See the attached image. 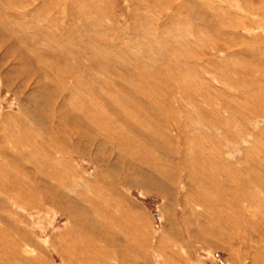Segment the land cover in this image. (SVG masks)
<instances>
[{"label": "rangeland", "instance_id": "rangeland-1", "mask_svg": "<svg viewBox=\"0 0 264 264\" xmlns=\"http://www.w3.org/2000/svg\"><path fill=\"white\" fill-rule=\"evenodd\" d=\"M263 7L264 0H0V158H5L0 159V253L6 251L0 263L89 264L95 256L102 262L91 264H108L105 249L112 257L118 250L119 264H264L262 235L245 232L246 239L239 241L225 231L231 243L224 247L216 239L220 232H213L221 227L219 215L241 221L249 212L247 186L259 193L264 207V69L258 45L264 36L257 29H263L264 15H256ZM34 186L42 193H33ZM97 212L104 213L106 224ZM254 212L255 222L264 226V214Z\"/></svg>", "mask_w": 264, "mask_h": 264}, {"label": "bare ground", "instance_id": "bare-ground-1", "mask_svg": "<svg viewBox=\"0 0 264 264\" xmlns=\"http://www.w3.org/2000/svg\"><path fill=\"white\" fill-rule=\"evenodd\" d=\"M48 1V0H47ZM216 1V0H215ZM71 2V1H70ZM213 2V1H212ZM50 3V2H49ZM47 4V3H46ZM52 5V4H51ZM229 5V4H228ZM207 6V5H206ZM205 6V7H206ZM21 7V6H20ZM251 9V8H250ZM2 11V10H1ZM4 11V10H3ZM207 11V10H206ZM251 11H253L252 9H251ZM256 11V10H255ZM260 11V12H259ZM10 12V11H9ZM257 12H258V14H257ZM9 14V13H8ZM11 14V13H10ZM229 14H230V12H229ZM264 15V7L262 8V9H259V10H257L256 11V15L258 16V15ZM231 15V14H230ZM5 16H7V15H5ZM247 16V15H246ZM246 16H245V18H246ZM251 17H252V15H250ZM24 17V16H23ZM233 17V16H232ZM241 17V16H240ZM250 17V18H251ZM20 18V17H19ZM22 18V17H21ZM20 18V19H21ZM264 18V17H263ZM15 19V18H14ZM219 19H220V17H219ZM24 20V19H23ZM251 20V19H250ZM254 20V19H253ZM257 21V20H256ZM242 22H244L243 20H242ZM241 22V23H242ZM260 22V21H259ZM262 22V21H261ZM13 23V22H12ZM254 23V22H253ZM19 24V23H18ZM217 24V23H216ZM245 24V23H244ZM255 24H256V22H255ZM10 25L11 24H9V27H10ZM263 26V29H262V27H261V25L257 28V29H259V36H261V37H263L264 36V25H262ZM8 27V26H7ZM8 27V28H9ZM21 27V26H20ZM244 28V27H243ZM235 29V28H234ZM5 30V29H4ZM10 30V29H9ZM215 30V29H214ZM237 30V29H236ZM253 30H255V29H253ZM249 31V30H248ZM256 31V30H255ZM23 32H25V31H23ZM237 32V31H236ZM238 33V35H239V32H237ZM262 33H263V35H262ZM216 34V33H215ZM222 34V33H221ZM233 34H235V33H233ZM6 35V34H5ZM237 35V36H238ZM232 36H234V35H232ZM246 37V36H245ZM217 38H219L218 36H217ZM222 38V37H221ZM234 38V37H233ZM258 38V37H257ZM257 40V39H256ZM260 41V40H259ZM264 40L263 39H261V44H258L259 46H260V52H261V55H259L260 56V58H259V60H260V66L264 69V58H263V55L262 54H264V42H263ZM6 43V42H5ZM206 43V42H205ZM251 43V42H250ZM234 45V44H233ZM7 46V45H6ZM226 46V45H225ZM230 46V45H229ZM247 46V45H246ZM14 47V46H13ZM19 47V46H18ZM231 47V46H230ZM0 48H1V44H0ZM11 48V47H10ZM25 48V47H24ZM28 48V47H27ZM250 48V47H249ZM255 48V47H254ZM14 49V48H13ZM252 49V48H251ZM256 49V48H255ZM254 49H252V51H253ZM9 51V50H8ZM251 51V50H250ZM258 51V50H257ZM10 52V51H9ZM12 52H13V50H12ZM246 52V51H245ZM255 53H257V52H255ZM11 54V53H10ZM13 54H14V52H13ZM212 54V53H211ZM29 55H30V53H29ZM4 56H5V54H4ZM27 56V55H26ZM32 56H33V54H32ZM247 56V55H246ZM251 55H249V57H250ZM255 56V55H254ZM256 57V56H255ZM262 57V58H261ZM5 58V57H4ZM8 58V57H7ZM6 58V59H7ZM18 58V57H17ZM24 58H25V56H24ZM217 58V57H216ZM233 58V57H232ZM23 60V59H22ZM29 60V59H28ZM252 61V60H251ZM262 61V62H261ZM25 63H27V62H25ZM255 64V63H254ZM72 65V64H71ZM205 65V64H204ZM245 66V65H244ZM31 67V66H30ZM59 67H61V66H59ZM76 67H77V65H76ZM75 67V68H76ZM84 68H85V66H84ZM248 68H249V66H248ZM255 68V67H254ZM259 68V67H258ZM234 69V68H233ZM244 69V68H243ZM252 69V68H251ZM261 69V68H260ZM259 69V70H260ZM76 70V69H75ZM77 70H78V68H77ZM236 70V69H235ZM244 71V70H243ZM16 72V71H15ZM85 73H86V71H84ZM87 72H90V71H87ZM233 72H234V70H233ZM248 72V71H247ZM263 72V71H262ZM20 73V72H19ZM35 73V72H34ZM252 73V72H251ZM254 73V72H253ZM264 73V72H263ZM63 74V73H62ZM69 74V73H68ZM246 74V73H245ZM236 75V74H235ZM238 75H239V72H238ZM251 75V74H250ZM254 75V74H253ZM178 76V75H177ZM237 76V75H236ZM248 76V75H247ZM264 76V75H263ZM262 76V77H263ZM68 77V76H67ZM244 77V76H243ZM242 77V78H243ZM32 78V77H31ZM70 78V77H69ZM74 78V77H73ZM231 78H233V77H231ZM245 78H247L248 79V77H245ZM250 78V77H249ZM260 78V77H259ZM65 79V78H64ZM241 79V78H240ZM255 79V78H254ZM31 80V79H30ZM243 80V79H242ZM261 80V79H260ZM83 81V80H82ZM183 81V80H182ZM231 81V80H230ZM229 81V82H230ZM238 81H239V79H238ZM255 81H257V80H255ZM77 82H79L78 80H77ZM100 82V81H99ZM258 82V81H257ZM52 83V82H51ZM54 83V82H53ZM81 83V82H80ZM261 83V82H260ZM260 83H258V84H260ZM60 84V83H59ZM77 84V83H76ZM75 84V85H76ZM226 84V83H225ZM244 84V83H243ZM1 85V84H0ZM54 85V84H53ZM70 85V84H69ZM68 85V86H69ZM78 85V84H77ZM87 85V84H86ZM223 85V84H222ZM66 86V85H65ZM82 86V85H81ZM85 86V85H84ZM102 86V85H101ZM100 86V87H101ZM108 86V85H107ZM185 86V85H184ZM233 86V85H232ZM104 87V86H103ZM249 87V86H248ZM247 87V88H248ZM260 87V86H259ZM63 88V87H62ZM66 88H67V86H66ZM76 88H77V86H76ZM84 88V87H83ZM236 88V87H235ZM88 89V88H87ZM98 89H99V87H98ZM106 88H103V92H104V90H105ZM184 89V88H183ZM227 89V88H226ZM237 89V88H236ZM242 89V91H243V88H241ZM48 90V89H47ZM76 90V89H75ZM79 91H80V88L78 89ZM93 90V89H92ZM106 90H108V89H106ZM105 90V91H106ZM134 90V89H133ZM253 90V89H252ZM252 90H249V91H252ZM50 91V90H49ZM96 91H98V90H96ZM95 91V92H96ZM100 91V90H99ZM109 91V90H108ZM115 91V90H114ZM186 91H188V90H186ZM198 91V90H197ZM237 91V90H236ZM238 91H240V90H238ZM245 91V90H244ZM45 92V91H44ZM72 92H74V91H72ZM84 93H86V92H84ZM106 93H108V92H106ZM111 93V92H110ZM110 93H109V95H110ZM115 93H117V92H115ZM118 94V93H117ZM136 94V93H135ZM43 95H45V94H43ZM81 95V94H80ZM94 95H95V93H94ZM125 95V94H124ZM132 95V94H131ZM100 96V95H99ZM102 96V95H101ZM105 96V95H104ZM106 96H107V94H106ZM105 96V97H106ZM111 96V95H110ZM125 96H127V95H125ZM133 96V95H132ZM136 96H137V94H136ZM232 96V95H231ZM216 97V96H215ZM245 97V96H244ZM53 98H55V97H53ZM71 98V97H70ZM73 98V97H72ZM80 98H82V97H80ZM84 98V97H83ZM108 98V97H107ZM111 98V97H110ZM119 98H123L122 96L120 97V95H119ZM118 98V99H119ZM205 98V97H204ZM235 98V97H234ZM19 99V98H18ZM50 99V98H49ZM58 99V98H57ZM98 99V98H97ZM102 99V98H101ZM100 99V100H101ZM113 99V98H112ZM112 99H111V101H112ZM116 99V98H115ZM126 99V98H125ZM215 99V98H214ZM237 99V98H236ZM17 100V99H16ZM21 100V99H20ZM48 100V99H47ZM59 100V99H58ZM57 100V101H58ZM70 100H72V99H70ZM75 100V99H74ZM82 100H84V99H82ZM106 100V99H105ZM108 100H110V99H108ZM123 100V99H122ZM208 100V99H207ZM250 100H252V99H250ZM65 101H66V99H65ZM90 101V100H89ZM103 101V100H102ZM114 101V100H113ZM119 101V100H118ZM123 101H125V100H123ZM215 101V100H214ZM248 101H249V99H248ZM46 102H48V101H46ZM75 102L77 103V101L75 100ZM80 102V101H79ZM84 102V101H83ZM92 102V101H91ZM126 102V101H125ZM128 102V101H127ZM134 102V101H133ZM212 102V101H211ZM210 102V103H211ZM244 102H245V100H244ZM252 102V101H251ZM28 103V102H27ZM64 103V102H63ZM67 103V102H66ZM85 104H87V102L85 101L84 102ZM83 103V104H84ZM95 103V102H94ZM102 103V102H101ZM117 103V102H116ZM124 103V102H123ZM122 103V104H123ZM131 103V102H130ZM129 103V104H130ZM249 103V102H248ZM35 104V103H34ZM53 104V103H52ZM103 104V103H102ZM108 104H109V102H108ZM118 104V103H117ZM116 104V105H117ZM121 104V103H120ZM119 105L120 107L121 106H124V104L123 105ZM132 104V103H131ZM135 104V103H134ZM223 104V103H222ZM227 104V103H226ZM241 104V103H240ZM247 104V103H246ZM252 104V103H251ZM38 105V104H37ZM80 105H82V103L81 104H79V106ZM98 106L100 105V104H97ZM110 105V104H109ZM125 105H128V104H125ZM53 106V105H52ZM68 106V105H67ZM85 106H87V105H85ZM85 106H83V108H81V109H84V107ZM91 106V105H90ZM218 106V105H217ZM230 106V105H229ZM232 106H234V105H232ZM26 107V106H25ZM70 107V106H69ZM110 106H108V108H109ZM126 107H128L129 108V106H125V108H122L123 110H125L126 109ZM220 107V106H219ZM231 107V106H230ZM27 108V107H26ZM52 108V107H51ZM55 108V107H54ZM91 108V107H90ZM99 108H100V106H99ZM103 108V107H102ZM117 108V107H116ZM115 108V109H116ZM132 108V107H131ZM135 108H136V105H135ZM190 108V107H189ZM202 108V107H201ZM221 108H223V107H221ZM226 108H228V107H226ZM233 108V107H232ZM29 109V108H28ZM35 109V108H34ZM79 109V108H78ZM121 109V110H122ZM238 109H240V108H238ZM64 110V109H63ZM87 110H90L89 108L87 109ZM97 110V109H96ZM110 110V109H109ZM135 110V109H134ZM164 110V109H163ZM199 110V109H198ZM204 110V109H203ZM220 110V109H219ZM226 110V109H225ZM229 110V109H228ZM231 110V109H230ZM19 111V110H18ZM37 111V110H36ZM53 111V110H52ZM56 111V110H55ZM55 111H54V113H55ZM72 111V110H71ZM147 111H149V110H147ZM154 111V110H153ZM157 111V110H156ZM224 111V110H223ZM234 111V110H233ZM66 112V111H65ZM81 112H83V110L81 111ZM90 112V111H89ZM93 112V111H92ZM114 112H115V110H114ZM126 112V111H125ZM144 112V111H143ZM170 112H171V110H170ZM176 112V111H175ZM219 112V111H218ZM238 112V111H237ZM3 113V112H2ZM18 113H20V111L18 112ZM22 113H23V111H22ZM33 113V112H32ZM87 113V112H86ZM85 113V114H86ZM116 113V112H115ZM139 113V112H138ZM207 113V112H206ZM210 113V112H209ZM228 113H230L229 111H228ZM232 113V112H231ZM234 113V112H233ZM21 114V113H20ZM19 114V115H20ZM38 114V113H37ZM37 114H36V116H37ZM72 114V113H71ZM82 114V113H81ZM158 114V113H157ZM199 114V113H198ZM197 114V115H198ZM202 114V113H201ZM3 115V114H2ZM15 114H13V116H14ZM24 115V114H23ZM26 115V114H25ZM27 115H28V113H27ZM40 115V114H39ZM74 115H75V113H74ZM94 115V114H93ZM100 115V114H99ZM125 115V114H124ZM216 115V114H215ZM220 115V114H219ZM231 115V114H230ZM235 115H237V114H235ZM11 117H12V115H10ZM121 116H123V115H121ZM131 116V115H130ZM148 116V115H147ZM163 116V115H162ZM195 116V115H194ZM224 116V115H223ZM234 116V115H233ZM232 116V117H233ZM15 117V116H14ZM51 117H52V115H51ZM54 117V116H53ZM80 117V116H79ZM84 117V116H83ZM87 117V116H86ZM127 117V116H126ZM129 117V116H128ZM144 117V116H143ZM150 117V116H149ZM171 117V116H170ZM203 117V116H202ZM224 117H226V116H224ZM16 118V117H15ZM21 118V117H20ZM30 118V117H29ZM36 118V117H35ZM43 119H44V117H42ZM41 117H40V119H42ZM46 118V117H45ZM78 118V117H77ZM82 118V117H81ZM89 118H91V116L89 117ZM93 118V117H92ZM91 118V119H92ZM98 118V117H97ZM101 118H102V116H101ZM130 118V117H129ZM128 118V119H129ZM145 118H147V117H145ZM214 118V117H213ZM217 118V117H216ZM228 118L230 119V117L228 116ZM11 119H14V118H11ZM42 119V120H43ZM57 119V118H56ZM70 119V118H69ZM114 119H116V118H114ZM136 119V118H135ZM167 119V118H166ZM173 119V118H172ZM171 119V120H172ZM207 119V118H206ZM20 121H22L21 119H19ZM41 120V121H42ZM63 120V119H62ZM87 120H88V117H87ZM92 120H94V119H92ZM122 120V119H121ZM169 120V119H168ZM219 120V119H218ZM239 120V119H238ZM260 120V119H259ZM36 121V120H35ZM40 121V122H41ZM47 121V120H46ZM73 121H75V120H73ZM82 121H84L83 120V118H82ZM81 121V122H82ZM90 121V120H89ZM105 121V120H104ZM139 121V120H138ZM215 121V120H214ZM229 121V120H228ZM36 122H38V121H36ZM39 122V123H40ZM65 122V121H64ZM71 122V121H70ZM93 122V121H92ZM118 122V121H117ZM158 122V121H157ZM169 122V121H168ZM171 122V121H170ZM201 122V121H200ZM211 122V121H210ZM1 123V122H0ZM7 123V122H6ZM75 123V122H74ZM73 123V124H74ZM79 123V122H78ZM94 123V122H93ZM98 123V122H97ZM112 123H113V121H112ZM172 123H173V121H172ZM185 123V122H184ZM190 123H191V120H190ZM215 123V122H214ZM12 124V123H11ZM27 125H28V123H26ZM36 124V123H35ZM71 125H72V123H70ZM77 124V123H76ZM82 124V123H81ZM84 124V123H83ZM91 124V123H90ZM104 125H105V123H103ZM117 124V123H116ZM130 124H132V123H130ZM134 124V123H133ZM145 124V123H144ZM192 124V123H191ZM198 124V123H197ZM201 124V123H200ZM203 124V123H202ZM213 124V123H212ZM220 124V123H219ZM255 124V123H254ZM20 125V124H19ZM32 125H34V124H32ZM42 125H43V123H42ZM95 125V124H94ZM118 125V124H117ZM135 125V124H134ZM179 125V124H178ZM211 125V124H210ZM221 125V124H220ZM257 125V124H256ZM23 126V125H22ZM51 126V125H50ZM53 126V125H52ZM79 126V125H78ZM93 126V125H92ZM116 126V125H115ZM121 125H119L118 127H120ZM137 126V125H136ZM147 126V125H146ZM185 126V125H184ZM184 126H182V127H184ZM195 126V125H194ZM200 126V125H199ZM227 126V125H226ZM229 126V125H228ZM252 126H254V125H252ZM258 126V125H257ZM3 127V126H2ZM11 127V126H10ZM28 127V126H27ZM31 127V126H30ZM33 127V126H32ZM36 127H37V125H36ZM44 127H46V126H44ZM61 127H63V126H61ZM82 127V126H81ZM111 127V126H110ZM139 127V126H138ZM167 127H168V125H167ZM176 127V126H175ZM191 127V126H190ZM196 127H197V125H196ZM223 127V126H222ZM256 127V126H255ZM18 128V127H17ZM39 128V127H38ZM84 128V127H83ZM92 128V127H91ZM112 128V127H111ZM117 128V127H116ZM141 128V127H140ZM186 128V127H185ZM193 128V127H192ZM259 128V127H258ZM13 129H14V127H13ZM16 129V128H15ZM22 129V128H21ZM25 129V128H24ZM23 129V130H24ZM59 129V128H58ZM64 129V128H63ZM65 129H67V127H65ZM80 129V128H79ZM89 129V128H88ZM106 129V128H105ZM114 129V128H113ZM118 129V128H117ZM136 129V128H135ZM150 129V128H149ZM168 129V128H167ZM171 129V128H170ZM187 129V128H186ZM203 129V128H202ZM211 129V128H210ZM209 129V130H210ZM221 129V128H220ZM234 129H235V127H234ZM11 130H12V128H11ZM10 130V131H11ZM25 130H27L28 131V129H25ZM34 130V129H33ZM39 130H41V129H39ZM48 130V129H47ZM73 130H74V128H73ZM72 130V131H73ZM132 130V129H131ZM183 130V129H182ZM185 130V129H184ZM213 130V129H212ZM215 130H217L218 131V128L217 129H214L213 131H215ZM45 131V130H44ZM49 131V130H48ZM62 131V130H61ZM60 131V132H61ZM67 131V130H66ZM116 131V130H115ZM151 131V130H150ZM196 131H198V130H196ZM228 131H229V129H228ZM228 131H227V133H228ZM255 131V130H254ZM29 132H31V131H29ZM35 132V131H34ZM51 132V131H50ZM70 132V131H69ZM100 132V131H99ZM173 132V131H172ZM3 133V132H2ZM36 133V132H35ZM38 133V132H37ZM86 133V132H85ZM90 133H92V132H90ZM101 133V132H100ZM99 133V134H100ZM182 133H183V131H182ZM187 133V132H186ZM217 133V132H216ZM4 134V133H3ZM7 134V133H6ZM20 134V133H19ZM18 134V135H19ZM39 134V133H38ZM44 134V133H43ZM42 134V135H43ZM59 134V133H58ZM61 134V133H60ZM66 134V133H65ZM68 134V133H67ZM76 134L78 135L79 133H75V137H76ZM88 134H89V132H88ZM93 134V133H92ZM152 134V133H151ZM157 134V133H156ZM167 134V133H166ZM211 134V133H210ZM230 134V133H229ZM232 134V133H231ZM11 135V134H10ZM21 135V134H20ZM24 134H22V136H23ZM27 135V134H26ZM32 135V134H31ZM34 135V134H33ZM41 135V134H40ZM45 135V134H44ZM63 135V134H62ZM62 135H59V136H62ZM69 135V134H68ZM71 135H72V133H71ZM74 135V134H73ZM73 135H72V137H73ZM158 135V134H157ZM157 135H155V136H157ZM201 135H202V133H201ZM224 135H225V133H224ZM7 136V135H6ZM9 136V135H8ZM22 136H21V138H22ZM27 136H29V135H27ZM57 136V135H56ZM80 136V135H79ZM86 136V135H85ZM104 136V135H103ZM122 136H125V135H122ZM179 136V135H178ZM177 136V137H178ZM228 136H230V135H228ZM232 137H233V135H231ZM11 137H14V136H11ZM10 137V138H11ZM36 136H34V138H35ZM41 137V136H40ZM43 137V136H42ZM66 137V136H65ZM64 137V140L65 139H67V138H65ZM70 137V136H69ZM88 137V136H87ZM87 137H86V140H87ZM102 137V136H101ZM149 137H151V136H149ZM172 138H174L173 136H171ZM184 137V136H183ZM196 137V136H195ZM201 137H203V136H201ZM207 137V136H206ZM6 138V137H5ZM16 138V137H15ZM18 138V137H17ZM25 138L27 139V137L25 136ZM33 138V137H32ZM33 138V139H34ZM57 138V137H56ZM60 138V137H59ZM79 138V137H78ZM78 138H77V140H78ZM84 138V137H83ZM108 138V137H107ZM123 138V137H122ZM129 138V137H128ZM145 138L147 139V137H146V134H145ZM144 138V139H145ZM156 138H158V137H156ZM181 138H182V136H181ZM223 138V137H222ZM228 138V137H227ZM231 138V137H230ZM235 138V137H234ZM3 139V141H4V138H2ZM8 139H9V137H8ZM8 139H7V141H8ZM11 139H14V138H11ZM23 139V138H22ZM22 139H21V141H22ZM28 139H29V137H28ZM32 139V140H33ZM37 139V138H36ZM45 139V138H44ZM85 139V138H84ZM106 139V138H105ZM134 139V138H133ZM138 139V138H137ZM152 139H153V137H152ZM176 139V138H175ZM198 139V138H197ZM246 139V138H245ZM16 140V139H15ZM18 140V139H17ZM60 140V139H59ZM68 140V139H67ZM126 140V139H125ZM160 140V139H159ZM159 140H154V142H158ZM186 140V139H185ZM188 140V139H187ZM199 140V139H198ZM200 140H201V142H202V139L200 138ZM14 141V140H13ZM34 141H36V140H34ZM40 141V140H39ZM47 141H49V139L47 140ZM71 141V140H70ZM79 142H80V140H78ZM82 141H84L83 139H82ZM99 141V140H98ZM103 141H104V139H103ZM106 141V140H105ZM111 141V140H110ZM123 141V140H122ZM137 141V140H136ZM144 141V140H143ZM178 141H179V139H178ZM193 141H195V140H193ZM225 141H226V139H225ZM18 142H19V140H18ZM27 142H28V140H27ZM66 142V141H65ZM107 142V141H106ZM139 142V141H138ZM161 142H163V141H161ZM185 142V141H184ZM187 142V141H186ZM192 142V138H191V141H190V143ZM9 143V142H8ZM14 143H17V142H14ZM26 143V142H25ZM31 143H32V141L30 142V145H31ZM37 143V142H36ZM43 143V142H42ZM49 143V142H48ZM60 143V142H59ZM68 143H69V141H68ZM86 143V142H85ZM102 143V142H101ZM110 143V142H109ZM119 143V142H118ZM123 143V142H122ZM125 143H126V141H125ZM124 143V144H125ZM129 143V142H128ZM141 143V142H140ZM143 143H145V142H143ZM151 143V142H150ZM177 143H179V142H177ZM196 143H198V142H196ZM232 143V142H231ZM234 143V142H233ZM236 143V142H235ZM10 144V143H9ZM19 144V143H18ZM24 144V143H23ZM29 144V143H28ZM38 144V143H37ZM46 144V143H45ZM51 144V143H50ZM64 144V143H63ZM63 144H61V146L63 145ZM72 144V143H71ZM75 144V143H74ZM98 144V143H97ZM108 144V143H107ZM135 144H136V142H135ZM187 144V143H186ZM193 144V143H192ZM192 144H190V145H192ZM230 144V143H229ZM249 144V143H248ZM20 145H22L21 144V142H20ZM35 145V144H34ZM52 145V144H51ZM57 145V144H56ZM65 145H66V143H65ZM85 145V144H84ZM87 145V144H86ZM100 145H102V144H99V146ZM112 145V144H111ZM119 145V144H118ZM122 145V144H121ZM120 145V146H121ZM129 145H130V143H129ZM132 145V144H131ZM170 145V144H169ZM174 145V144H173ZM185 145V144H184ZM198 145V144H197ZM204 146H205V144H203ZM224 145V144H223ZM228 145V144H227ZM233 145V144H232ZM26 146V145H25ZM55 146V145H54ZM105 146V145H104ZM123 146V145H122ZM126 146V145H125ZM141 146V145H140ZM145 146V145H144ZM196 146V145H195ZM202 146V145H201ZM200 146V147H201ZM215 146V145H214ZM230 146H231V144H230ZM236 146V145H235ZM37 147V146H36ZM35 147V148H36ZM57 147V146H56ZM60 147V146H59ZM78 147V146H77ZM103 147V146H102ZM129 147V146H128ZM177 147V146H176ZM197 147V146H196ZM213 147V146H212ZM220 147H223V146H220ZM232 147H234V146H232ZM247 147V146H246ZM250 147V146H249ZM17 148V147H16ZM23 148V147H22ZM26 148V147H25ZM28 148V147H27ZM26 148V150H28ZM47 148V147H46ZM50 148V147H49ZM48 148V149H49ZM62 148H64V145H63V147ZM120 148V147H119ZM126 148H127V146H126ZM151 148V147H150ZM193 148V147H192ZM206 148H208V147H206ZM211 148V147H210ZM209 148V149H210ZM219 148V147H218ZM14 149V148H13ZM54 149V148H53ZM52 148L50 149V150H53ZM57 149V148H56ZM60 149V148H59ZM99 149H100V147H99ZM129 149V148H128ZM133 149V148H132ZM187 149V148H186ZM195 148H193V150H194ZM197 149V148H196ZM199 149V148H198ZM22 150V149H21ZM44 150V149H43ZM49 150V151H50ZM66 150V149H65ZM68 150V149H67ZM73 150V149H72ZM123 150H124V148H123ZM134 150V149H133ZM136 150V149H135ZM154 150V149H153ZM190 150V149H189ZM216 150V149H215ZM218 150V149H217ZM20 151V150H19ZM31 151V150H30ZM54 151V150H53ZM127 151V150H126ZM191 151V150H190ZM207 151V150H206ZM211 151H213V150H211ZM222 151H225L224 149L222 150ZM248 151V150H247ZM256 151V150H255ZM25 152H27V151H25V149H24V153ZM34 152V151H33ZM51 152V151H50ZM49 152V153H50ZM60 152V151H59ZM62 152V151H61ZM113 152V151H112ZM129 152V151H128ZM174 152V151H173ZM188 152V151H187ZM196 152V151H195ZM208 152V151H207ZM226 152V151H225ZM251 152V151H250ZM32 153V152H31ZM43 153H45V152H43ZM56 153H58V152H56ZM67 152H64L63 154H66ZM72 153V152H71ZM78 153V152H77ZM136 153V152H135ZM140 153V152H139ZM148 153H150V152H148ZM186 153V152H185ZM190 153V152H189ZM188 153V154H189ZM213 153V152H212ZM211 153V154H212ZM214 153H216V152H214ZM227 153V152H226ZM242 153V152H241ZM240 153V154H241ZM245 153V152H244ZM243 153V154H244ZM38 154H39V156H40V153H39V151H38ZM47 154V153H46ZM53 154V153H52ZM60 154V153H59ZM62 154V155H63ZM127 154V153H126ZM141 154V153H140ZM174 154V153H173ZM187 154V153H186ZM219 154V153H218ZM248 154H249V152H248ZM22 156H24L23 154H21ZM31 155V154H30ZM44 155V154H43ZM42 155V156H43ZM55 155V154H54ZM56 155H58V154H56ZM61 155V154H60ZM61 155V156H62ZM72 155V154H71ZM75 155V154H74ZM79 155V154H78ZM135 155V154H134ZM150 155V154H149ZM200 155V154H199ZM203 155H205L204 153H203ZM222 155V154H221ZM232 155V154H231ZM237 155V154H236ZM242 155V154H241ZM245 155H246V153H245ZM250 155V154H249ZM7 156H9V155H7ZM27 156V155H26ZM25 156V157H26ZM59 156V155H58ZM132 156V155H131ZM186 156V155H185ZM188 156V155H187ZM190 156H191V154H190ZM212 156H213V154H212ZM215 156V155H214ZM213 156V157H214ZM220 156V155H219ZM226 156V155H225ZM228 156V155H227ZM233 156V155H232ZM239 156V155H238ZM243 156V155H242ZM20 157V156H19ZM41 157V156H40ZM39 157V158H40ZM53 157V156H52ZM64 157V156H63ZM62 157V159H64ZM69 157V156H68ZM146 157V156H145ZM145 157H143V158H145ZM148 157V156H147ZM146 157V158H147ZM153 157V156H152ZM204 157V156H203ZM230 157V156H229ZM237 157V156H236ZM46 158H47V156H46ZM54 158V157H53ZM59 158V157H58ZM73 158V157H72ZM184 158H186V157H184ZM224 158V157H223ZM1 159V158H0ZM3 159V158H2ZM1 159V160H2ZM5 159V158H4ZM3 159V160H4ZM21 159H23V158H21ZM31 159V158H30ZM55 159V158H54ZM70 159V158H69ZM149 159V158H148ZM198 159V158H197ZM206 159V158H205ZM215 159H216V156H215ZM222 159V158H221ZM231 159H232V157H231ZM29 160V159H28ZM41 160H42V158H41ZM71 160V159H70ZM153 160V159H152ZM220 160V159H219ZM223 160V159H222ZM238 160V159H237ZM240 160V159H239ZM244 160V159H243ZM245 160H246V158H245ZM30 161H32V160H30ZM60 161V160H59ZM204 161H207V160H204ZM242 161V160H241ZM252 161V160H251ZM3 162V161H2ZM6 162V161H5ZM4 162V163H5ZM26 162V161H25ZM46 162H47V159H46ZM56 162V161H55ZM145 162V161H144ZM149 162V161H148ZM201 162V161H200ZM225 162V161H224ZM19 163H20V159H19ZM37 163V162H36ZM58 163V162H57ZM150 163V162H149ZM214 163H215V161H214ZM218 163V162H217ZM238 163V162H237ZM236 163V164H237ZM51 164V163H50ZM49 164V165H50ZM53 164V163H52ZM62 164V163H61ZM60 164V165H61ZM233 164H234V162H233ZM245 164V163H244ZM14 165V164H13ZM33 165V164H32ZM36 165V164H35ZM46 165V164H45ZM59 165V164H58ZM69 165V164H68ZM71 165V164H70ZM69 165V166H70ZM74 165V164H73ZM76 165V164H75ZM217 165V164H216ZM226 165H228V164H226ZM243 165V164H242ZM7 166H9V165H7ZM62 166V165H61ZM151 166V168L154 166L153 164L152 165H150ZM149 166V167H150ZM225 166V165H224ZM239 166V165H238ZM241 166V165H240ZM30 167V166H29ZM51 167V166H50ZM54 167V166H53ZM52 167V168H53ZM55 167H56V164H55ZM216 167V166H215ZM253 167V166H252ZM15 168H17V165L15 166ZM67 168V167H66ZM71 168V167H70ZM155 168V167H154ZM206 168V167H205ZM226 168H227V166H226ZM229 168V167H228ZM248 168H249V166H248ZM251 168V167H250ZM11 169V168H10ZM31 169V168H30ZM62 169H63V166H62ZM76 169V168H75ZM218 169V168H217ZM231 169V168H230ZM18 170H19V168H18ZM73 169H71V171H72ZM154 170V169H153ZM214 170H215V168H214ZM223 170V169H222ZM222 170L221 171H219V172H221L222 173ZM227 170V169H226ZM235 170V169H234ZM241 170V169H240ZM2 171H3V169H2ZM67 171V170H66ZM69 171V170H68ZM264 171V170H263ZM8 172H10V171H8ZM17 172V171H16ZM20 172H23V171H20ZM37 172V171H36ZM46 172H47V170H46ZM46 172H44V173H46ZM49 172V171H48ZM65 172V171H64ZM73 172V171H72ZM76 172V171H75ZM74 172V173H75ZM214 172V171H213ZM228 172V171H227ZM231 172V171H230ZM235 172V171H234ZM6 173V172H5ZM10 173H12V172H10ZM51 174H52V172H50ZM54 173V172H53ZM60 173H63V172H60ZM79 173V172H78ZM203 173V172H202ZM217 173V172H216ZM215 173V174H216ZM237 173V172H236ZM2 174V173H1ZM55 174V173H54ZM53 174V175H54ZM77 174V173H76ZM223 174V173H222ZM244 174V173H243ZM3 175V174H2ZM44 175V174H43ZM56 175V174H55ZM62 175V174H61ZM78 175V174H77ZM77 175H76V177H77ZM190 175V174H189ZM209 175V174H208ZM240 175V174H239ZM40 176V175H39ZM46 176V175H45ZM69 176V175H68ZM75 176V175H74ZM222 176V175H221ZM224 176V175H223ZM230 176V175H229ZM264 176V175H263ZM17 177V176H16ZM23 177V176H22ZM36 177V176H35ZM75 177V178H76ZM207 177V176H206ZM208 177H210V176H208ZM225 177H227V176H225ZM241 177V176H240ZM252 177H254V176H252ZM4 178V177H3ZM24 178V177H23ZM27 178H29V177H27ZM40 178V177H39ZM38 178V179H39ZM62 178V177H61ZM61 178H59L60 180H61ZM67 178V177H66ZM78 178V177H77ZM205 178V177H204ZM203 178V179H204ZM211 178V177H210ZM219 178V177H218ZM222 178V177H221ZM32 179H34L33 177H32ZM36 179V178H35ZM34 179V180H35ZM41 179V178H40ZM47 179V178H46ZM202 179V178H201ZM206 179V178H205ZM227 179H228V177H227ZM226 179V180H227ZM242 179V178H241ZM5 180H6V177H5ZM45 180V179H44ZM55 180V179H54ZM196 180V179H195ZM199 180V179H198ZM233 180V179H232ZM239 180V179H238ZM237 180V181H238ZM261 180V179H260ZM1 181V180H0ZM29 181H32V180H29ZM46 181V180H45ZM50 181V180H49ZM48 181V182H49ZM53 181V180H52ZM64 181V180H63ZM203 181V180H202ZM230 181V180H229ZM241 181H243V180H241ZM262 181V180H261ZM42 182V181H41ZM75 182V181H74ZM199 182V181H198ZM210 182H212L211 180H210ZM224 182V181H223ZM226 182V181H225ZM40 183V182H39ZM88 183V182H87ZM185 183V182H184ZM33 184V183H32ZM55 184V183H54ZM61 184H63V183H61ZM199 184H201V183H196V185H199ZM212 184V183H211ZM244 184H245V182H244ZM10 185V184H9ZM27 185H29V184H27ZM36 185V184H35ZM48 185H49V183H48ZM50 185H52L51 183H50ZM187 185V184H186ZM195 185V186H196ZM204 185V184H203ZM202 185V186H203ZM233 185V184H232ZM241 185V184H240ZM255 185H257V184H255ZM69 186H70V184H69ZM68 186V187H69ZM73 186V185H72ZM194 186V185H193ZM205 186V185H204ZM239 186V185H238ZM243 186V185H242ZM261 186L263 187V184H261ZM7 187H9V186H7ZM12 187H14V186H12ZM199 187V186H198ZM201 187V186H200ZM212 187H213V184H212ZM43 188V187H42ZM51 188V187H50ZM54 188V187H53ZM63 188V187H62ZM72 188V187H71ZM71 188H69V189H71ZM85 188V187H84ZM94 188V187H93ZM191 188V187H190ZM190 188H188V189H190ZM243 188H245V187H243ZM13 189H15V188H13ZM35 189V190H34ZM34 189H32L34 192L33 193H36V194H39V193H42V191H40V189H39V187H37V186H34ZM46 189V188H45ZM61 189V188H60ZM65 190H67L66 188H64ZM214 189V188H213ZM263 189H264V187H263ZM37 190V191H36ZM52 190V189H51ZM86 190V189H85ZM199 190V189H198ZM222 190V189H221ZM225 190V189H224ZM245 196H246V202L248 203V206H249V212H247V214L245 215H243L242 216V218H241V221H246L248 224H246V223H243V222H241V221H239L237 218V220H233L231 217H227V214H225V213H223V214H225V215H219V216H221V218H219V220L221 221V227L219 226L218 227V229L217 228H213L214 229V231L213 232H220V234H219V236H216V239L217 240H219V244H221L222 246H227L226 244L227 243H231V241H227V237H225V236H227L226 235V232L225 231H228V233H229V231H231V232H233L232 234H234L235 236H236V240H239V241H241V239H243L244 238V240L246 239L245 237L246 236H244V234H242V233H245V232H247L248 234H250V236L251 235H254V237H255V235H258L259 234V236L260 235H262V238H260L261 239V242L263 243L264 242V230H262L263 228L261 227V226H263L261 223H260V220L258 221V222H255V216L253 215V211H255V212H257L259 215H261V216H263V214H264V207H263V202H262V200L260 201L259 200V197L258 196H256V195H259V193H257L256 191H253L254 189L252 188H249L248 186H247V188H245ZM31 191V190H30ZM55 191V190H54ZM207 190H205V191H202V192H206ZM215 191V190H214ZM217 191V190H216ZM223 191V190H222ZM221 191V192H222ZM52 192V191H51ZM70 192V191H69ZM186 192V191H185ZM189 192H190V190H189ZM234 192V191H233ZM46 193V192H45ZM61 193V192H60ZM59 193V194H60ZM63 193H64V191H63ZM229 193H231V192H229ZM261 193H262V196H263V192H260V195H261ZM197 194V193H196ZM201 194V193H200ZM208 194V193H207ZM218 194V193H217ZM33 195H35V194H33ZM44 195V194H43ZM46 195V194H45ZM50 196H53V195H51V194H49ZM62 195V194H61ZM61 195H59L60 197H61ZM83 195V194H82ZM163 195V194H162ZM234 195V194H233ZM232 195V196H233ZM241 195V194H240ZM23 196H24V192H23ZM48 196V195H47ZM49 196V197H50ZM63 196V195H62ZM185 196H186V194H185ZM202 196V195H201ZM238 196V195H237ZM44 197V196H43ZM85 197V196H84ZM210 197V196H209ZM1 198V197H0ZM36 198V197H35ZM34 198V199H35ZM42 198V197H41ZM40 198V199H41ZM52 198V197H51ZM81 198V197H80ZM88 198V197H87ZM99 198V197H98ZM102 198V197H101ZM107 198H109L108 196H107ZM196 198H197V196H196ZM263 198H264V196H263ZM38 199V198H37ZM39 199V200H40ZM105 199V198H104ZM204 199H206V198H204ZM36 200V199H35ZM223 200V199H222ZM88 201V200H87ZM122 201V200H121ZM165 201V200H164ZM214 201V200H213ZM233 201V200H232ZM235 201V200H234ZM79 202H81V201H79ZM83 202V201H82ZM107 202V201H106ZM190 202V201H189ZM229 202V201H228ZM20 203H24V202H20ZM123 203V202H122ZM230 203V202H229ZM38 204H40L39 203V201H38ZM70 204V203H69ZM86 204V203H85ZM84 204V205H85ZM124 204V203H123ZM232 204V203H231ZM118 205V204H117ZM204 205V204H203ZM226 205V204H225ZM254 205V206H253ZM75 206V205H74ZM80 206V205H79ZM224 206V205H223ZM230 206V205H229ZM232 206V205H231ZM220 206H218V208H219ZM91 208V207H90ZM188 208V207H187ZM239 208V207H238ZM246 208V207H245ZM248 208V207H247ZM84 209H85V207H84ZM88 209V208H87ZM222 209V208H221ZM38 210V209H37ZM79 210V209H78ZM125 210H127V209H124V211ZM166 210V209H165ZM227 210V209H226ZM245 210V209H244ZM84 211V210H83ZM92 211V210H91ZM90 211V212H91ZM94 211H95V209H94ZM102 211H104L103 209H102ZM118 211H120V210H118ZM117 211V212H118ZM191 211H193V210H191ZM241 211H243V210H241ZM247 211H248V209H247ZM40 212V211H39ZM88 212H89V210H88ZM116 212V213H117ZM176 212V211H175ZM221 212V211H220ZM225 212V211H224ZM231 212H233V211H231ZM235 212V211H234ZM254 212V213H255ZM125 213V212H124ZM205 213V212H204ZM207 213H209V212H207ZM219 213V212H218ZM222 213V212H221ZM220 213V214H221ZM228 213V212H227ZM242 213V212H241ZM243 213H244V211H243ZM242 213V214H243ZM34 214H35V212H34ZM86 214H87V212H86ZM97 215H98V218H99V221L100 220H102L103 221V223H105V219H104V213H96ZM122 214V213H121ZM167 214V213H166ZM177 214V213H176ZM211 214H213V213H211ZM229 214V213H228ZM239 214V213H238ZM82 215V214H81ZM83 215H85L84 213H83ZM111 215H113V217H114V213L113 214H111ZM135 215V214H134ZM205 215V214H204ZM209 215V214H208ZM89 217H90V215H88ZM94 216V215H93ZM127 216V215H126ZM180 216V215H179ZM182 216V215H181ZM190 216V215H189ZM231 216V215H230ZM43 217V216H42ZM86 217V216H85ZM110 217V216H109ZM115 217H117L116 215H115ZM184 217V216H183ZM206 217V216H205ZM208 217V216H207ZM235 217L236 216H234V219H235ZM84 218V217H83ZM87 218V217H86ZM85 218V219H86ZM98 218H97V220H98ZM118 218V217H117ZM124 218V217H123ZM191 218V217H190ZM116 219V218H115ZM134 219H137V218H134ZM194 219V218H193ZM192 219V220H193ZM222 219L223 220H225V221H222ZM108 220V219H107ZM119 220H120V218H119ZM118 220V221H119ZM191 220V221H192ZM195 220H196V218H195ZM195 220H194V222H195ZM210 220V219H209ZM228 220V221H227ZM89 221H91V219L89 220ZM88 221V222H89ZM93 221H95V220H93ZM98 221V222H99ZM108 221H110V220H108ZM115 221V220H114ZM137 221H138V219H137ZM143 221H145V220H143ZM189 221V220H188ZM218 221V220H217ZM111 222L112 221H110L109 223H107V225H110L111 224ZM187 222V221H186ZM214 222V221H213ZM222 222H225V224H222ZM87 223V222H86ZM91 223V222H90ZM96 223V222H95ZM117 223V222H116ZM120 223V222H119ZM132 223H133V221H132ZM135 223V222H134ZM198 223V222H197ZM200 223V222H199ZM210 223V222H209ZM70 224V223H69ZM81 224H83V223H81ZM94 224V223H93ZM106 224V223H105ZM184 224V223H183ZM205 224V223H204ZM212 224V223H211ZM260 224H261V226H260ZM264 224V223H263ZM39 225V224H38ZM42 225V224H41ZM71 225V224H70ZM78 225V224H77ZM92 225V224H91ZM114 225H115V222H114ZM119 225V224H118ZM189 225V224H188ZM215 225V224H214ZM19 226V225H18ZM17 226V227H18ZM28 226V225H27ZM72 226V225H71ZM79 226H81V225H79ZM87 226H89V225H87ZM93 226H95V225H93ZM111 226H113V225H110L109 227H111ZM190 226V225H189ZM195 226H197L196 225V223H195ZM210 226V225H209ZM96 228H97V226H95ZM137 227V226H136ZM180 227V226H179ZM193 227V226H192ZM198 227V226H197ZM211 227H212V225H211ZM264 227V226H263ZM86 228V227H85ZM84 228V229H85ZM95 228V229H96ZM119 228V226H117V225H115V229H116V231H117V229ZM126 228V227H125ZM145 228V227H144ZM194 228V227H193ZM192 228V229H193ZM201 228V227H200ZM220 228V229H219ZM46 229V228H45ZM87 229V228H86ZM91 229V228H90ZM93 230H94V228H92ZM98 229V228H97ZM108 229V228H107ZM111 229V228H110ZM113 229V228H112ZM186 229H187V227H186ZM191 229V228H190ZM212 229V228H211ZM212 229V230H213ZM226 229V230H225ZM76 230V229H75ZM100 230H102V229H100ZM123 230V229H122ZM132 230V229H131ZM194 230H195V228H194ZM7 231V230H6ZM20 231H22V230H20ZM26 231V230H25ZM84 231V230H83ZM190 231V230H189ZM188 231V232H189ZM3 232V231H2ZM5 232V231H4ZM101 232H103V231H101ZM107 232V231H106ZM108 232H110V231H108ZM133 232V231H132ZM132 232L129 234V246L130 245H132L133 246V234H132ZM146 232H148V231H146ZM8 232H6V234H7ZM20 233V232H19ZM97 233H99V232H97ZM117 233H118V237H119V242L118 243H121L120 241H121V238L123 237V236H121V231H117ZM129 233V232H128ZM191 233V232H190ZM193 233V232H192ZM262 233V234H261ZM31 234V233H30ZM86 234H87V231H86ZM104 234H106V233H104ZM139 234V233H138ZM168 234V233H167ZM201 234V233H200ZM3 235V234H2ZM108 235V234H107ZM110 235V234H109ZM124 235V234H123ZM191 235V234H190ZM203 235H205L204 233H203ZM4 236V235H3ZM20 236V235H19ZM111 236H112V234H111ZM14 237V236H13ZM21 237V236H20ZM31 237H32V235H31ZM118 237L116 236V241H118ZM138 237V236H137ZM141 237V236H140ZM168 237V236H167ZM215 237V236H214ZM249 237V236H248ZM22 238H23V236H22ZM109 238V237H108ZM219 238V239H218ZM17 239V238H16ZM26 239V238H25ZM30 239V238H29ZM14 240V239H13ZM71 240V239H70ZM97 240V239H96ZM111 240V239H110ZM123 240V239H122ZM145 240V239H144ZM143 240V241H144ZM146 240H148V239H146ZM229 240V239H228ZM258 240V239H257ZM19 241H21V240H19ZM23 241V240H22ZM21 241V242H22ZM32 241V240H31ZM107 241V240H106ZM111 241H113V240H111ZM127 241V240H126ZM250 241V240H249ZM45 242V241H44ZM46 242H47V240H46ZM115 242V241H114ZM253 242V241H252ZM258 242V241H257ZM13 243V242H12ZM23 243V242H22ZM26 243H27V241H26ZM103 244H104V242H102ZM141 243V242H140ZM31 244V243H30ZM45 244V246L47 245L46 243H44ZM50 244V243H49ZM111 244V243H110ZM112 244H114V243H112ZM166 244V243H165ZM218 244V245H219ZM259 244H261L260 242H259ZM7 245V244H6ZM26 246H27V244H25ZM32 245V244H31ZM106 245V244H105ZM105 245H104V247H105ZM109 245V244H108ZM124 245V244H123ZM258 245V244H257ZM8 246V245H7ZM19 246V245H18ZM23 246V245H22ZM63 246V245H62ZM122 246V245H121ZM230 246H231V244H230ZM31 247V246H30ZM32 247H34V246H32ZM127 247V246H126ZM131 247V246H130ZM145 247V246H144ZM238 247V246H237ZM35 248H37V247H35ZM108 248V247H107ZM111 248V247H110ZM109 248V249H110ZM114 248V247H113ZM121 248H123V247H121ZM143 248V247H142ZM259 248V247H258ZM18 250H19V248H17ZM116 249V248H115ZM120 249V248H119ZM128 250V248H125V250ZM169 249H171V248H169ZM177 249V248H176ZM231 249V248H230ZM9 250V249H8ZM12 250H13V248H12ZM57 250V249H56ZM80 250V249H79ZM117 250V249H116ZM123 250V249H122ZM132 250V249H131ZM142 250V249H141ZM181 250V249H180ZM240 250V249H239ZM3 252L5 251V250H2ZM70 251V250H69ZM81 251V250H80ZM134 251V250H133ZM166 251V250H165ZM168 251V250H167ZM182 251H183V249H182ZM229 251V250H228ZM3 252L2 253H0L1 255L3 254ZM6 252V251H5ZM10 252V251H9ZM22 252V251H21ZM42 252V251H41ZM58 252V251H57ZM71 252V251H70ZM104 254H108V256H109V260H111L109 263L110 264H119V261H120V259H119V257H118V259H117V256H119L118 255V250L117 251H113V257H112V250H105L104 249ZM128 252H129V250H128ZM130 252H132V251H130ZM129 252V253H130ZM187 252V251H186ZM234 252V251H233ZM20 253V252H19ZM18 253V254H19ZM24 253V252H23ZM32 253V252H31ZM61 253V252H60ZM66 253V252H65ZM74 253V252H73ZM98 253V252H97ZM96 253V254H97ZM102 253V252H101ZM101 253H99V254H101ZM119 253H121V252H119ZM230 253V252H229ZM232 253V252H231ZM230 253V254H231ZM4 254H6V253H4ZM27 254V253H26ZM30 254V253H29ZM67 254V253H66ZM122 254V253H121ZM156 254V253H155ZM154 254V255H155ZM161 254V253H160ZM245 254V255H244ZM16 255V254H15ZM25 255V254H24ZM35 255V254H34ZM37 255H39V254H37ZM125 255H127V254H125ZM135 255V254H134ZM145 255V254H144ZM243 255L245 256V257H248L247 255V253L246 252H243ZM9 256H10V254H9ZM13 256V255H12ZM21 256V255H20ZM61 256V255H60ZM86 256V255H85ZM101 256V255H100ZM162 256V255H161ZM67 257V256H66ZM69 257H70V255H69ZM68 257V258H69ZM84 256L81 254V256L79 255V258H82L83 260L84 259H86V258H83ZM103 257H104V255H103ZM121 257V256H120ZM160 257V256H159ZM164 257V256H163ZM235 257V256H234ZM236 257H238V256H236ZM2 258V257H1ZM0 258V259H1ZM6 258H8V257H6ZM10 258V257H9ZM13 258V257H12ZM22 258V257H21ZM77 258H78V256H77ZM76 258V259H77ZM88 258V257H87ZM128 258V257H127ZM185 258V257H184ZM230 258V257H229ZM31 259V258H30ZM45 259V258H44ZM62 259H63V257H62ZM67 259V258H66ZM98 260V258H96L95 256H92L91 257V259H87L88 261H89V264H91L90 262L92 261V260ZM102 259V258H101ZM106 259V258H105ZM124 259V257L122 258V260ZM132 259V258H131ZM234 258H231L230 260L232 261ZM253 259H255V258H253ZM2 260V259H1ZM0 260V261H1ZM24 260H27V259H24ZM40 262H41V260L40 259H38ZM79 260V259H78ZM87 260H85V262H88ZM103 260H104V258H103ZM121 260V261H122ZM128 260V259H127ZM127 260H125V261H127ZM236 260V259H235ZM234 260V261H235ZM256 260V259H255ZM3 261H4V259H3ZM9 261V260H8ZM16 261V260H15ZM20 261V260H19ZM36 261V260H35ZM34 261V262H35ZM38 261V262H39ZM49 261V260H48ZM67 261H68V259H67ZM77 261V260H76ZM98 261H101L102 262V260H98ZM200 261V260H199ZM26 262H28V260L26 261ZM43 262H45V264H46V261H43ZM64 262V261H63ZM83 262V261H82ZM106 263H107V261H105ZM104 262V263H105ZM238 262V261H237ZM3 263V262H2ZM10 263V262H9ZM37 263V262H36ZM74 263V262H73ZM72 263V264H73ZM100 263V262H99ZM103 263V264H104ZM108 263V264H109ZM132 263V262H131ZM192 263V262H191ZM200 263V262H199ZM1 264V263H0ZM34 264V263H33ZM68 264H69V262H68ZM101 264V263H100ZM122 264V263H121ZM189 264V263H188ZM194 264V263H193Z\"/></svg>", "mask_w": 264, "mask_h": 264}]
</instances>
